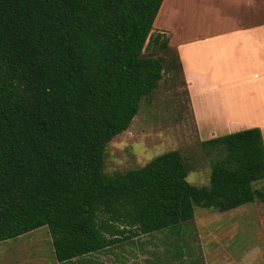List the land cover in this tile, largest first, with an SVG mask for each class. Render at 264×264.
Masks as SVG:
<instances>
[{
    "label": "trees",
    "instance_id": "obj_1",
    "mask_svg": "<svg viewBox=\"0 0 264 264\" xmlns=\"http://www.w3.org/2000/svg\"><path fill=\"white\" fill-rule=\"evenodd\" d=\"M161 2L0 0V242L44 227L62 263L188 225L195 207L264 203L258 128L200 143L206 186L186 182L175 150L103 175L104 149L139 101L167 65L181 73L167 37L150 33Z\"/></svg>",
    "mask_w": 264,
    "mask_h": 264
},
{
    "label": "rangeland",
    "instance_id": "obj_2",
    "mask_svg": "<svg viewBox=\"0 0 264 264\" xmlns=\"http://www.w3.org/2000/svg\"><path fill=\"white\" fill-rule=\"evenodd\" d=\"M184 11L188 16L174 18L169 24H178V36L186 38L195 34L197 22L204 24L205 21L202 17H194L193 11ZM163 21L168 22L165 18ZM153 30L150 33L156 32ZM168 57L174 61L172 53ZM191 57L193 53L188 51L187 58L190 60ZM217 68L221 66L217 65ZM165 69L167 71L163 70L155 89L139 101L127 130L114 136L106 145L103 175L141 167L152 158L175 150L187 164L186 182L197 187L206 186L209 164L200 147L203 140L189 105L190 95L185 91L175 63ZM231 69L229 67L223 74L214 71L212 82L225 84L216 93L220 105L217 111L213 107L217 106L212 102L213 94L196 87L194 100L197 105L212 112L201 122L203 135L212 131L219 136L248 129L257 118V112L252 111L255 98L248 93L257 83L252 85L240 79L241 71L233 73ZM220 119L227 125L232 121V125L222 130L218 123ZM262 133L264 148V129ZM253 186L264 191V180ZM176 247L180 249V256L176 254ZM0 264H264V203H248L226 212L195 207L188 225H179L171 232L165 229L130 237L111 248L62 263L54 260L47 230L40 227L0 242Z\"/></svg>",
    "mask_w": 264,
    "mask_h": 264
},
{
    "label": "crops",
    "instance_id": "obj_3",
    "mask_svg": "<svg viewBox=\"0 0 264 264\" xmlns=\"http://www.w3.org/2000/svg\"><path fill=\"white\" fill-rule=\"evenodd\" d=\"M184 10L193 11L194 17H202L205 21L204 24L202 21L197 22L194 27L195 34L186 38L178 36L180 29L178 24L177 26L169 24L174 18L188 16V12ZM164 18L168 22L165 23ZM154 19L153 31L167 37V45L176 53L180 63L181 81L184 83L185 91L187 90L190 95L189 105L196 126L201 130V139L206 141L218 136L212 134V131L206 135L202 134L201 122L206 114L212 112L197 105L198 102L194 100V97L195 99L197 97L196 87L213 94L212 102L217 104L213 107L217 111L220 105L216 101V93L225 84L212 82L214 71L223 74L231 67L233 73L241 71L240 79L252 85L257 83L255 88L248 90L255 98L252 101V111L257 112V118L249 128H258L263 142L264 0H162ZM188 51L193 53L190 60L187 58ZM217 65L221 68H217ZM236 66L240 67L234 68ZM218 123L221 124L222 130L232 125V121L227 125L221 119Z\"/></svg>",
    "mask_w": 264,
    "mask_h": 264
}]
</instances>
